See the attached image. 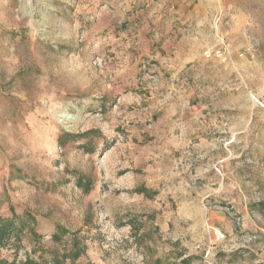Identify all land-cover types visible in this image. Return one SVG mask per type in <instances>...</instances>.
<instances>
[{
    "label": "rangeland",
    "instance_id": "1",
    "mask_svg": "<svg viewBox=\"0 0 264 264\" xmlns=\"http://www.w3.org/2000/svg\"><path fill=\"white\" fill-rule=\"evenodd\" d=\"M0 218L7 264H264V0H0Z\"/></svg>",
    "mask_w": 264,
    "mask_h": 264
},
{
    "label": "trees",
    "instance_id": "2",
    "mask_svg": "<svg viewBox=\"0 0 264 264\" xmlns=\"http://www.w3.org/2000/svg\"><path fill=\"white\" fill-rule=\"evenodd\" d=\"M80 183V181H79ZM14 230V221L13 219H3L0 218V244H2L5 240L9 238ZM80 253L75 252L73 257H77ZM66 254H62V259L60 257L55 256L51 259V261H34L29 257L25 259V261L21 264H62L63 260L66 258ZM0 264H7L2 259H0Z\"/></svg>",
    "mask_w": 264,
    "mask_h": 264
}]
</instances>
